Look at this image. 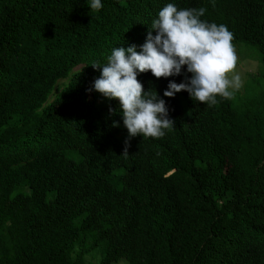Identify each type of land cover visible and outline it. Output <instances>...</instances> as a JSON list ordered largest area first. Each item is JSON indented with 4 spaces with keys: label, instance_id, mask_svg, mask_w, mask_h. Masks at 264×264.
<instances>
[{
    "label": "trees",
    "instance_id": "trees-1",
    "mask_svg": "<svg viewBox=\"0 0 264 264\" xmlns=\"http://www.w3.org/2000/svg\"><path fill=\"white\" fill-rule=\"evenodd\" d=\"M101 3L0 0V264H264V0ZM168 3L205 8L257 69L213 106L163 96L186 66L138 73L175 123L129 138L91 65L139 50Z\"/></svg>",
    "mask_w": 264,
    "mask_h": 264
},
{
    "label": "clouds",
    "instance_id": "clouds-1",
    "mask_svg": "<svg viewBox=\"0 0 264 264\" xmlns=\"http://www.w3.org/2000/svg\"><path fill=\"white\" fill-rule=\"evenodd\" d=\"M102 7L101 0H90L92 10ZM205 11L203 7L178 8L168 3L152 22L155 35L150 30L139 50L135 45L115 47L105 64L91 65L100 70L94 90L119 102L129 138H161L175 123L169 118L165 100L156 91L146 92L138 73L167 78L180 75L182 66H186L190 78L185 76L180 83L169 81L163 96L171 98L186 91L192 100L209 106L217 104V96L232 99L242 87L241 77L235 72L238 57L233 34L226 25L202 20ZM127 147L128 140L123 154H128Z\"/></svg>",
    "mask_w": 264,
    "mask_h": 264
},
{
    "label": "rangeland",
    "instance_id": "rangeland-1",
    "mask_svg": "<svg viewBox=\"0 0 264 264\" xmlns=\"http://www.w3.org/2000/svg\"><path fill=\"white\" fill-rule=\"evenodd\" d=\"M235 46L236 54L238 57L237 64L235 67V72L238 73L241 77V80L244 79V73H254L257 69V61L252 56V53L248 47L244 46L242 43L239 44H233ZM239 46V47H238ZM255 56V55H254ZM231 75V74H230ZM96 259L92 261V263H95ZM114 264H126L124 259H119Z\"/></svg>",
    "mask_w": 264,
    "mask_h": 264
}]
</instances>
